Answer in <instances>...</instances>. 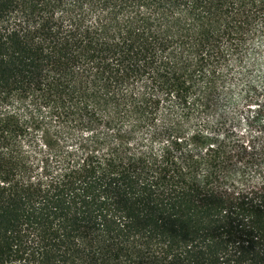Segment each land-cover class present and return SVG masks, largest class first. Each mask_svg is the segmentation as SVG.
Segmentation results:
<instances>
[{
  "label": "trees",
  "instance_id": "16d2710c",
  "mask_svg": "<svg viewBox=\"0 0 264 264\" xmlns=\"http://www.w3.org/2000/svg\"><path fill=\"white\" fill-rule=\"evenodd\" d=\"M0 264H264V0H0Z\"/></svg>",
  "mask_w": 264,
  "mask_h": 264
}]
</instances>
